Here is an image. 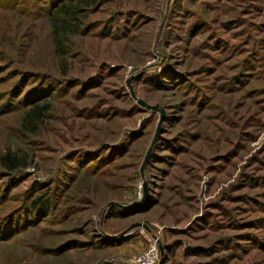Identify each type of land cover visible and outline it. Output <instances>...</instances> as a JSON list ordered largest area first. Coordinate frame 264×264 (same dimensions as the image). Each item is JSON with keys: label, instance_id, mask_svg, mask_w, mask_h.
Segmentation results:
<instances>
[{"label": "rangeland", "instance_id": "rangeland-1", "mask_svg": "<svg viewBox=\"0 0 264 264\" xmlns=\"http://www.w3.org/2000/svg\"><path fill=\"white\" fill-rule=\"evenodd\" d=\"M45 4L0 9V264H264V0Z\"/></svg>", "mask_w": 264, "mask_h": 264}, {"label": "trees", "instance_id": "trees-1", "mask_svg": "<svg viewBox=\"0 0 264 264\" xmlns=\"http://www.w3.org/2000/svg\"><path fill=\"white\" fill-rule=\"evenodd\" d=\"M43 1L46 2V4L38 8L39 10L38 13L39 12L46 13V12H50L51 10H53L54 15H58V16L60 15L61 17H63L62 20H59L60 26L62 27L63 30L69 29V27L65 26L66 25L65 18L68 19V17L73 12H75L76 10L75 6L78 3L79 4L86 3V0H77V2L70 1V0H62V1L61 0H43ZM59 1H60L59 7H55L56 6L55 4ZM34 2L35 0H0V9L13 10L15 12L29 14L30 10L28 9L29 8L28 5L29 6L30 4L32 5ZM69 19L71 20V18ZM8 56L9 54L6 53L3 49L0 50V58H4V57L7 58ZM49 84L51 83L44 80L40 84L39 89L41 88L40 90L42 91V89H45V87ZM44 109L45 107L40 108L39 110V107L37 105H34L33 107H31L24 115L23 126L27 127V125L35 123L34 121L40 118V115ZM26 165H27L26 161H24L23 158H21V156H19L15 152L14 153L4 152L3 154L0 155V169H4V172L6 173H14V172L20 171L24 169ZM45 204L46 203L44 202L41 196L35 197L30 202L31 209L29 208V210L34 216L38 215L40 212L44 211ZM24 208L26 207L24 206Z\"/></svg>", "mask_w": 264, "mask_h": 264}, {"label": "built area", "instance_id": "built-area-1", "mask_svg": "<svg viewBox=\"0 0 264 264\" xmlns=\"http://www.w3.org/2000/svg\"><path fill=\"white\" fill-rule=\"evenodd\" d=\"M159 252L155 245L150 246L141 252L132 260L130 264H157L159 261Z\"/></svg>", "mask_w": 264, "mask_h": 264}, {"label": "water", "instance_id": "water-1", "mask_svg": "<svg viewBox=\"0 0 264 264\" xmlns=\"http://www.w3.org/2000/svg\"><path fill=\"white\" fill-rule=\"evenodd\" d=\"M131 93L133 94L132 91H131ZM138 101H139V103H141V104L144 105V102H143V101H141V100H138ZM156 135H157V133L155 134V136H154V138H153V140H152V142H151L149 148H148L147 151H146V154H145V157H144V162L147 160V158H148V156H149V154H150V151H151V149H152V147H153V145H154V143H155V141H156ZM143 164H144V163H143ZM142 170H143V165L141 166V171H142ZM144 190H146V187L144 188ZM140 203H141V202H139V203H137V204H135V205H133V206H124V205H119V206L122 207V208H124V209H129L130 207L138 206Z\"/></svg>", "mask_w": 264, "mask_h": 264}]
</instances>
